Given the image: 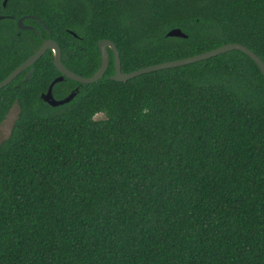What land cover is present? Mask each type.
<instances>
[{"label":"trees","instance_id":"16d2710c","mask_svg":"<svg viewBox=\"0 0 264 264\" xmlns=\"http://www.w3.org/2000/svg\"><path fill=\"white\" fill-rule=\"evenodd\" d=\"M0 0V81L44 38L91 76L240 43L264 61V0ZM3 15V17H2ZM33 26L20 29L17 20ZM180 28L187 37H169ZM46 51L0 89V264H264V76L232 50L115 81ZM33 69L29 79L27 73ZM101 114L100 118L95 115Z\"/></svg>","mask_w":264,"mask_h":264},{"label":"water","instance_id":"95a60500","mask_svg":"<svg viewBox=\"0 0 264 264\" xmlns=\"http://www.w3.org/2000/svg\"><path fill=\"white\" fill-rule=\"evenodd\" d=\"M6 3H7V0H4L3 5L5 6ZM29 17L39 20L43 24V26L47 28L46 24L40 18L34 15L21 16L20 18H18L17 20L18 28L20 29L32 28L33 26L26 25L23 23V21ZM166 35L169 37H187V35L180 28H173L170 31H168ZM97 46H98L99 53L101 56V64L98 70L91 76H81L64 66V64L62 63V59H61V49L58 43L51 38H44L41 44L39 45V47L35 50V52L32 55H30L20 65H18L7 77H5L3 80L0 81V89L8 85L23 70L32 66L48 50L53 51V62L57 70L60 72V75L57 76L50 83L47 91L41 94V98L51 106H58V105L67 103L75 95V91H73L69 95L61 99H56L54 97L52 93L53 85L59 81H62L65 77L70 78L76 82L83 83V84L95 82L99 80L101 77H103L109 65L108 49H110L113 52V57H114V74L111 75L109 78L115 81H126L130 78L139 76L141 74L149 73L152 71L187 65V64L205 60L210 57H214L219 54L232 51V50H239L245 53L247 56H249L253 61H255V63L258 65V67L260 68L264 76V61L255 52H253L251 49H249L245 45L240 44V43H235V42L227 43L217 48L208 50L206 52H202V53L188 56L185 58H180L176 60H170V61L156 63L153 65L144 66L142 68H139L137 70H134L128 73H124L121 70L120 54L113 41L109 39H102L98 42ZM32 71L33 69H31L27 73L26 78H25L26 80L29 79V77L32 74Z\"/></svg>","mask_w":264,"mask_h":264},{"label":"rangeland","instance_id":"374dc122","mask_svg":"<svg viewBox=\"0 0 264 264\" xmlns=\"http://www.w3.org/2000/svg\"><path fill=\"white\" fill-rule=\"evenodd\" d=\"M26 25H28V24H26ZM18 113H19V107L17 104H15L10 109L5 120L0 125V142L3 141L4 139H6L10 135L12 127L15 123V120L18 117ZM101 116H102L101 114H97V115H95V118H100Z\"/></svg>","mask_w":264,"mask_h":264},{"label":"flooded vegetation","instance_id":"af4514ba","mask_svg":"<svg viewBox=\"0 0 264 264\" xmlns=\"http://www.w3.org/2000/svg\"><path fill=\"white\" fill-rule=\"evenodd\" d=\"M4 1V0H3ZM3 1H2V4H3ZM8 1V0H7ZM7 4V3H6ZM4 6V5H3ZM6 6V5H5ZM2 17H3V15H2Z\"/></svg>","mask_w":264,"mask_h":264}]
</instances>
